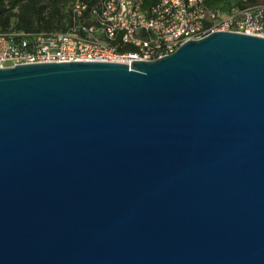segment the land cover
I'll list each match as a JSON object with an SVG mask.
<instances>
[{
    "label": "water",
    "instance_id": "obj_1",
    "mask_svg": "<svg viewBox=\"0 0 264 264\" xmlns=\"http://www.w3.org/2000/svg\"><path fill=\"white\" fill-rule=\"evenodd\" d=\"M0 264H264V35L0 67Z\"/></svg>",
    "mask_w": 264,
    "mask_h": 264
},
{
    "label": "built area",
    "instance_id": "obj_2",
    "mask_svg": "<svg viewBox=\"0 0 264 264\" xmlns=\"http://www.w3.org/2000/svg\"><path fill=\"white\" fill-rule=\"evenodd\" d=\"M68 27L0 29V67L24 62L115 60L130 64L174 51L215 30L264 35V0H70Z\"/></svg>",
    "mask_w": 264,
    "mask_h": 264
},
{
    "label": "trees",
    "instance_id": "obj_3",
    "mask_svg": "<svg viewBox=\"0 0 264 264\" xmlns=\"http://www.w3.org/2000/svg\"><path fill=\"white\" fill-rule=\"evenodd\" d=\"M70 0H0V29L5 30L17 17L15 26L26 30H58L68 27ZM91 4L98 0H88ZM153 0H146V4ZM223 0H209L218 4Z\"/></svg>",
    "mask_w": 264,
    "mask_h": 264
}]
</instances>
